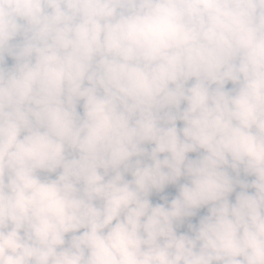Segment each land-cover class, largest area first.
Wrapping results in <instances>:
<instances>
[{"label":"clouds","instance_id":"obj_1","mask_svg":"<svg viewBox=\"0 0 264 264\" xmlns=\"http://www.w3.org/2000/svg\"><path fill=\"white\" fill-rule=\"evenodd\" d=\"M0 264H264V0H0Z\"/></svg>","mask_w":264,"mask_h":264}]
</instances>
